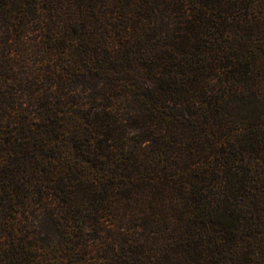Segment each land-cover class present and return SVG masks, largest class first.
<instances>
[{"label":"trees","instance_id":"16d2710c","mask_svg":"<svg viewBox=\"0 0 264 264\" xmlns=\"http://www.w3.org/2000/svg\"><path fill=\"white\" fill-rule=\"evenodd\" d=\"M262 80L264 0H0V264H264Z\"/></svg>","mask_w":264,"mask_h":264},{"label":"rangeland","instance_id":"374dc122","mask_svg":"<svg viewBox=\"0 0 264 264\" xmlns=\"http://www.w3.org/2000/svg\"><path fill=\"white\" fill-rule=\"evenodd\" d=\"M262 83V91L264 92V80L261 81ZM100 234H97L96 235V238H99ZM113 239H114V232L112 230H108V231H105L104 233L101 234L100 238L97 240V243L99 245H110L109 242H113ZM92 259V258H91ZM91 261H94V262H97L99 264H102V263H106L108 262V260H102L98 257V255L96 257H94Z\"/></svg>","mask_w":264,"mask_h":264}]
</instances>
